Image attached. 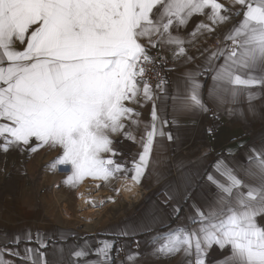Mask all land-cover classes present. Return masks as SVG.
<instances>
[{
  "label": "snow or ice",
  "instance_id": "obj_1",
  "mask_svg": "<svg viewBox=\"0 0 264 264\" xmlns=\"http://www.w3.org/2000/svg\"><path fill=\"white\" fill-rule=\"evenodd\" d=\"M227 3L228 7L218 0H0V150H56L55 163L66 167L65 183L73 187L85 178L107 181L118 173L139 184L156 151V138L173 141L165 129L175 126L176 117L210 111L198 76L212 73L209 100L217 109L237 103L242 95L251 101L264 94V0ZM194 16L207 19L209 23L198 24L197 31L208 32L237 19L223 46L204 63L181 71L175 81L159 79L153 91L145 78L146 65L166 63V47H172L177 68L193 59H181L188 41L180 29ZM157 47L160 54L150 56V48ZM126 102L141 107L151 103V121L139 141L125 131L124 122L137 124L132 117L139 115ZM116 134L139 144L140 151L130 161L116 159L122 155L113 146ZM251 152L247 167H229L221 154L214 164L221 178L207 174L202 185L204 177L193 167L161 189L170 221H179L181 201L189 211L175 229L169 224L156 258L178 254L179 264H208L215 247L227 254L212 264H264V137ZM136 234L137 229L125 226L113 236ZM4 236L17 247L0 252V264H5V253L21 258L19 245L32 243L30 230ZM36 237L40 247H46L39 230ZM151 239L156 244L160 237ZM113 247V241L105 240L93 253L76 250L74 264L93 254L107 258ZM35 251L25 247L23 256L38 264L30 255Z\"/></svg>",
  "mask_w": 264,
  "mask_h": 264
},
{
  "label": "crops",
  "instance_id": "obj_2",
  "mask_svg": "<svg viewBox=\"0 0 264 264\" xmlns=\"http://www.w3.org/2000/svg\"><path fill=\"white\" fill-rule=\"evenodd\" d=\"M228 7L227 0H218ZM237 18L233 17L223 25L214 29L217 35L213 38L214 45L203 40L211 39L210 32L197 31V25L209 22L204 16L190 18L185 28L180 29V34L188 42L184 47L186 56L192 57L178 68L173 61L172 47H166L163 55L166 57L165 78L175 81L178 74L185 70H194L198 64L205 62L211 53L222 46L219 42L233 26ZM196 35H192L193 33ZM202 40V41H201ZM209 45V46H208ZM195 46H200L195 48ZM160 54V48H150ZM216 63H222L218 61ZM197 79L203 85L201 92L206 105L210 109L207 113H199L196 116L182 115L176 117L175 126L170 130L174 139L168 141L167 137L156 138V151L151 156L150 166L146 170L139 184V197L131 202L120 200L116 206L102 213L97 220L83 226L78 222L76 211V193L79 185L75 187L66 184L68 170L55 163L56 150L47 147L36 152L0 150V252L5 248H16L17 245L6 243L4 236L7 233L11 238L16 233L30 230L32 243L19 245L21 258L13 257L5 253V264H34L32 259H25L24 249L30 247L36 251L30 255L35 257L38 264H74L76 258L74 251L84 250L93 253L102 246L105 240L114 242L112 251L105 258L103 255H88L81 258L78 264H179L180 256L173 254L167 259L156 258L157 250L166 241L163 235L168 232L169 224L175 226L186 220L188 205L181 201L182 212L179 221L168 219L170 210L164 208L166 197L161 194V189L169 181H177L178 178L195 167L204 177L201 184L207 183V174H215L214 164L217 159L223 158L229 167L240 165L247 167V157L252 154V147L261 146L264 137V94L249 101L247 95H242L235 104H227L217 109L209 100V90L213 85L212 73L207 76H198ZM156 89L153 88V91ZM169 94L173 92L172 85L168 86ZM258 92L259 89H252ZM171 100L168 101V121L173 124L171 112ZM126 106L133 109L138 116L132 119L138 121L132 124L126 120L125 131L139 141L144 126L151 121V103L143 107L136 103L126 102ZM234 111L229 113L228 109ZM252 108L254 111H250ZM209 129H212L211 133ZM114 147L122 155L123 161H130L139 151V144L131 139H126L122 134L112 137ZM127 146V152L124 147ZM228 149L232 152L229 154ZM130 168V163L128 164ZM126 179L124 174H116L109 178L104 187L109 191L115 188V179ZM127 180H130L128 178ZM131 181V180H130ZM101 188V189H104ZM113 191V190H112ZM111 192V191H110ZM141 194V195H140ZM191 203V201H189ZM163 209V211H161ZM162 221V222H161ZM125 226L137 229L134 236H113V233H122ZM152 228L154 231H142ZM39 230V239L46 247L41 248L37 243L36 231ZM159 236L160 239L153 244L151 237ZM137 240L139 245H137ZM119 249V251H116ZM41 253L46 255L41 256ZM225 252L218 251L215 247L208 254V264L220 260Z\"/></svg>",
  "mask_w": 264,
  "mask_h": 264
},
{
  "label": "bare ground",
  "instance_id": "obj_3",
  "mask_svg": "<svg viewBox=\"0 0 264 264\" xmlns=\"http://www.w3.org/2000/svg\"><path fill=\"white\" fill-rule=\"evenodd\" d=\"M118 189L117 192L115 191L111 194L108 192L105 193L96 181L84 180L79 185L76 195V205L80 211L78 217L86 223H91L97 220L101 210L100 205L105 203V201L111 202L117 195L128 202L136 200L139 197L137 186L130 180L121 178Z\"/></svg>",
  "mask_w": 264,
  "mask_h": 264
},
{
  "label": "rangeland",
  "instance_id": "obj_4",
  "mask_svg": "<svg viewBox=\"0 0 264 264\" xmlns=\"http://www.w3.org/2000/svg\"><path fill=\"white\" fill-rule=\"evenodd\" d=\"M217 30H213V31H211L210 32V36H211V39L209 40V39H207V40H203V41H205V42H210V45H214V40H213V38L215 37V35H217ZM202 41V40H201ZM209 46V45H208ZM200 46H195V48H199ZM157 52V51H156ZM124 152L126 153L127 152V146H125L124 147ZM117 160H120V161H123V158L122 157H119V158H116ZM84 180H92L91 178H85ZM83 180V181H84ZM82 181V182H83ZM99 185H100V187L101 188H103L104 187V185H105V183L106 182H104V181H96ZM119 183H120V179H115V188L114 189H110L109 191H107L106 190V187H104V189H101L103 192H108L109 194H111V193H113V192H117L119 189ZM113 190V191H112ZM111 191V192H110ZM76 195H77V193H76ZM75 195V196H76ZM77 197V196H76ZM75 197V198H76ZM121 200V198H120V196L119 195H117V196H115V198H114V200L113 201H111V202H107V201H105V203H102L101 205H100V208H101V210H100V214H99V216L98 217H100V215H102V213H104V212H106V211H109L110 209H112L113 207H115L116 206V204H117V202L119 203V201ZM123 200V199H122ZM76 201H77V198H76ZM105 205V206H104ZM79 214L80 213V211L78 210V207H77V205H76V211H75V214ZM76 214V215H77ZM97 217V218H98ZM78 218V222L80 223V225H83V226H85V225H87V224H89V223H86V222H84V221H82L79 217H77Z\"/></svg>",
  "mask_w": 264,
  "mask_h": 264
},
{
  "label": "built area",
  "instance_id": "obj_5",
  "mask_svg": "<svg viewBox=\"0 0 264 264\" xmlns=\"http://www.w3.org/2000/svg\"><path fill=\"white\" fill-rule=\"evenodd\" d=\"M219 46H223V41L219 42ZM149 55L152 57H157V54L154 51H149ZM167 73V69L165 68V64L161 60H157L155 67L151 64L146 65V79L151 83L152 87L155 88L156 83L159 79L165 78ZM60 167L65 168V166L61 165Z\"/></svg>",
  "mask_w": 264,
  "mask_h": 264
}]
</instances>
